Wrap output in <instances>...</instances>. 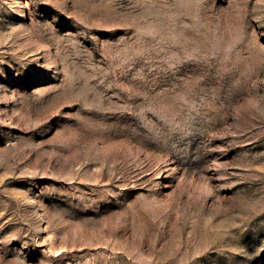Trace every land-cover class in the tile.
I'll list each match as a JSON object with an SVG mask.
<instances>
[{
    "label": "rangeland",
    "instance_id": "1",
    "mask_svg": "<svg viewBox=\"0 0 264 264\" xmlns=\"http://www.w3.org/2000/svg\"><path fill=\"white\" fill-rule=\"evenodd\" d=\"M0 264H264V0H0Z\"/></svg>",
    "mask_w": 264,
    "mask_h": 264
}]
</instances>
